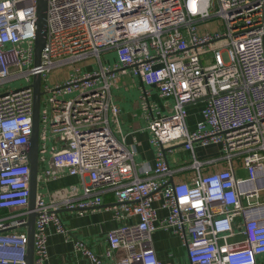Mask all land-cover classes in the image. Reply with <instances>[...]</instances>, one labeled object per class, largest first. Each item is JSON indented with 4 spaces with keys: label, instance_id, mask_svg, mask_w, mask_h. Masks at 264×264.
I'll return each instance as SVG.
<instances>
[{
    "label": "built area",
    "instance_id": "1",
    "mask_svg": "<svg viewBox=\"0 0 264 264\" xmlns=\"http://www.w3.org/2000/svg\"><path fill=\"white\" fill-rule=\"evenodd\" d=\"M36 5L0 0V89L25 82L0 90V264H26L36 75L38 188L64 177L79 184L48 192V200L38 192L33 264H49L48 226L71 238L60 211L96 210L111 211L117 224L107 250L96 254L71 238L74 253L91 264H162L152 245L157 229L179 237L188 264H256L264 255V0H47L38 66ZM108 52L117 58L111 66L101 60ZM89 61L97 68L85 71ZM119 74L172 101L167 114L155 116L142 90L156 148L151 173L136 167L134 149L110 127V115L119 125L111 94ZM198 103L201 120L189 131L186 108ZM209 147L218 154L197 159V150ZM178 150L189 163L172 167L167 155L174 159ZM237 166L247 178L237 176ZM186 171L187 180H174ZM106 194L114 198L110 206ZM131 218L136 223L126 224ZM117 251L124 256L113 259Z\"/></svg>",
    "mask_w": 264,
    "mask_h": 264
},
{
    "label": "crops",
    "instance_id": "2",
    "mask_svg": "<svg viewBox=\"0 0 264 264\" xmlns=\"http://www.w3.org/2000/svg\"><path fill=\"white\" fill-rule=\"evenodd\" d=\"M104 54L108 56L107 60L102 61L103 65L111 66L116 63L117 58L114 52ZM93 63L95 62L89 61L88 68H85V71L96 69L97 65ZM143 89L149 93L148 101L152 105L153 114L155 116H158L157 114L159 116L167 114L166 105H170L172 101L166 103L165 100L159 97L157 90L152 87L144 88L140 80L131 74H119L111 88V94L113 102L120 109L118 123L124 144L128 148L134 149V163L136 167L146 166L151 173L155 165L156 148L150 142L151 136L147 129L148 121L146 116L148 112L142 108L141 96ZM202 109V103L186 108V124L189 131H194L197 123L201 120ZM213 148L219 150L218 147ZM170 159L171 162L169 164L175 167L177 163L188 159V153L178 150L174 153V159L172 157ZM236 174L239 178H247L246 173L239 166H237ZM190 175L192 173L186 171L175 176L174 180H187ZM78 184L79 179L77 177H64L57 181L49 182L44 187L45 192H50L62 187ZM38 192L45 195V193H42L41 185L38 188ZM103 202L106 206H110L114 203V198L111 194H106L103 196ZM158 215L159 217H164L166 212L159 211ZM58 216L62 225L71 234V238L84 242L96 254H103L107 250V234L117 225L113 219V213L107 210L86 212L82 216L73 212L60 211ZM136 221V218H131L125 223L130 225L136 223ZM46 231L48 235L47 250L49 264H91L88 258L74 253L71 238L68 239L63 235L57 234L52 225L48 226ZM152 245L157 258L162 264H188L186 249L183 247L179 237L170 231L155 230L152 234ZM123 256L124 253L122 251H117L114 253L113 259ZM104 264H114V262L112 259H107ZM256 264H264V255L257 257Z\"/></svg>",
    "mask_w": 264,
    "mask_h": 264
},
{
    "label": "water",
    "instance_id": "3",
    "mask_svg": "<svg viewBox=\"0 0 264 264\" xmlns=\"http://www.w3.org/2000/svg\"><path fill=\"white\" fill-rule=\"evenodd\" d=\"M47 32V0H37L36 5V22H35V41H34V64H40L41 53L46 42ZM41 80L40 76L36 75L32 80L33 90V107H32V135L28 145V162L30 167V196L28 202V217H27V251L25 255V263L33 264L34 251V227L36 219V198L38 194V148H39V113H40V98H41Z\"/></svg>",
    "mask_w": 264,
    "mask_h": 264
},
{
    "label": "rangeland",
    "instance_id": "4",
    "mask_svg": "<svg viewBox=\"0 0 264 264\" xmlns=\"http://www.w3.org/2000/svg\"><path fill=\"white\" fill-rule=\"evenodd\" d=\"M107 56L108 55L103 54L101 56L102 61L107 60ZM57 71L61 72V70H57ZM24 85H25V82L23 80H17V81H13V82H9V83L4 84L0 90L7 91V90H12V89H19V88L23 87ZM113 85H114V83L111 84V88ZM109 118H110L109 120H110L111 130L114 133V135L119 139L121 137V134H122L120 127H119V125L118 126L115 125L114 119L111 115ZM218 151L219 150L217 148L209 147L205 150H197L196 156H197V159L207 160V159L215 157L218 154ZM167 158H168V161L171 162L169 155H167ZM183 161H186V160H183ZM187 161H188V159H187ZM188 163H189V161H188ZM42 193H45V199L48 200L49 193L45 192L44 186H42Z\"/></svg>",
    "mask_w": 264,
    "mask_h": 264
},
{
    "label": "trees",
    "instance_id": "5",
    "mask_svg": "<svg viewBox=\"0 0 264 264\" xmlns=\"http://www.w3.org/2000/svg\"><path fill=\"white\" fill-rule=\"evenodd\" d=\"M206 172V171H205Z\"/></svg>",
    "mask_w": 264,
    "mask_h": 264
}]
</instances>
